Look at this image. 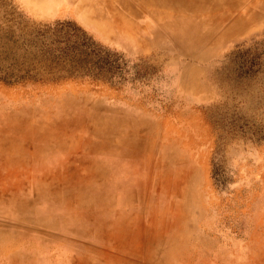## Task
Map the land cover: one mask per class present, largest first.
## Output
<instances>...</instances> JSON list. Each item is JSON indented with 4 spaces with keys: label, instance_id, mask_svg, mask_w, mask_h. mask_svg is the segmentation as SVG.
Here are the masks:
<instances>
[{
    "label": "rangeland",
    "instance_id": "rangeland-1",
    "mask_svg": "<svg viewBox=\"0 0 264 264\" xmlns=\"http://www.w3.org/2000/svg\"><path fill=\"white\" fill-rule=\"evenodd\" d=\"M197 1L0 0V264H264V0Z\"/></svg>",
    "mask_w": 264,
    "mask_h": 264
},
{
    "label": "bare ground",
    "instance_id": "bare-ground-1",
    "mask_svg": "<svg viewBox=\"0 0 264 264\" xmlns=\"http://www.w3.org/2000/svg\"><path fill=\"white\" fill-rule=\"evenodd\" d=\"M159 1V2H158ZM197 1V0H196ZM155 2H158V4L159 5H163V3L165 4V3H168V4H170V6H175V5H177V3L179 4L180 3V7L182 8V11L183 12H186V11H189V8H191V9H193L194 11H195V7H193V6H197L198 5V3H196L195 2V0H155ZM198 2V1H197ZM198 6H200V3H199V5ZM201 7V6H200ZM83 9V8H82ZM198 9V8H197ZM196 9V10H197ZM199 11V10H198ZM231 18V17H230ZM213 20V19H212ZM229 20V16H226V17H224V18H222V19H219L218 21H216L215 22V24H214V27L217 29V28H220L221 26H223L224 24H226L227 22H229L228 21ZM238 19H234L232 22H233V24L234 23H240V21H237ZM210 22V21H209ZM216 31V30H215ZM44 191V190H43ZM129 195V194H128ZM127 197V196H126ZM129 199V198H128ZM3 201V200H2ZM125 201V200H124ZM132 201H133V199H132ZM82 203L83 204H89L88 203V200H83L82 201Z\"/></svg>",
    "mask_w": 264,
    "mask_h": 264
},
{
    "label": "trees",
    "instance_id": "trees-1",
    "mask_svg": "<svg viewBox=\"0 0 264 264\" xmlns=\"http://www.w3.org/2000/svg\"><path fill=\"white\" fill-rule=\"evenodd\" d=\"M45 33V32H44Z\"/></svg>",
    "mask_w": 264,
    "mask_h": 264
}]
</instances>
